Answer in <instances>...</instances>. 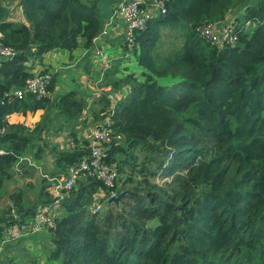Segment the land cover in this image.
<instances>
[{
  "label": "trees",
  "instance_id": "1",
  "mask_svg": "<svg viewBox=\"0 0 264 264\" xmlns=\"http://www.w3.org/2000/svg\"><path fill=\"white\" fill-rule=\"evenodd\" d=\"M111 1L22 0L29 25L7 20L0 3V40L15 51L0 61V201L19 157L40 158L46 151L45 131L70 128L75 141L68 151L52 148L56 178L90 154L88 141H76L88 105L83 92L54 95L53 74L47 95L7 93L34 75L31 60L42 63L56 49L73 51L80 38L89 47ZM238 1L168 0L166 12L136 32L141 72H107L94 101L95 119L109 115L114 91L115 138L107 161L117 162L124 184L135 185L119 205L92 213L100 183L78 180L68 193L72 203H63L65 212L50 230L53 260L264 264V0H253L237 17L235 46L219 47L200 32L204 24L224 20ZM163 29H171L174 39L163 41ZM39 110L33 127L9 120ZM156 175L173 178L159 185L150 180ZM43 183L33 199L24 191L12 194L14 206L0 213L1 228L35 218L40 205L52 201L51 185Z\"/></svg>",
  "mask_w": 264,
  "mask_h": 264
},
{
  "label": "crops",
  "instance_id": "2",
  "mask_svg": "<svg viewBox=\"0 0 264 264\" xmlns=\"http://www.w3.org/2000/svg\"><path fill=\"white\" fill-rule=\"evenodd\" d=\"M21 1L22 0H0V3H2V5L6 6L8 9L7 20L23 22L29 25L25 17ZM119 1L120 0H112L111 3L106 7V16L103 27L110 21L112 11ZM151 1L152 0H144L145 9L149 8L148 6ZM246 7L244 6L240 9H237L235 5V8L227 14L225 19L220 21V24L227 22L236 23L237 17L242 11L245 10ZM150 9L154 16L159 12L157 9H152L151 7ZM124 33L125 24L123 21H115L109 34L102 38L98 44L91 43V45L88 47L85 38H80L78 47L73 51L56 49L46 53L42 63H39L37 60H31L29 62V65H31L33 68L32 71L35 73L46 69L50 73L55 74L56 87L54 95L71 90H78L86 95L88 105L76 127L78 130L76 141L79 140L84 143L86 140L82 136L83 132L91 125L103 123L109 118L107 115L96 120V115L94 113V101L97 100L102 94L101 87L103 83L101 84L100 82H102L104 78L106 79L107 72L111 69L117 68L118 72L116 73V76L123 77L128 74L127 72H129L131 60H136V47L133 49H128L126 46H123ZM96 46H101L104 50L111 52L113 54L112 59L108 62L101 60L95 54L94 49ZM2 59L3 58L0 56V61ZM126 60L129 61L125 62ZM79 61L81 63L78 67H76L77 62ZM102 71L104 72V76H101ZM132 71L137 72L138 74L141 72V69L138 66ZM42 114L43 110H39L36 113H28L26 118L20 114H15L10 116L9 120L10 122L24 121L26 124L33 127L41 119ZM44 137L47 142V149L43 153L42 157H33V159L29 156L30 154L19 157V159H24V161H21L20 163L24 162L25 164H28V168L31 169H34L31 165H36L35 162H38V164L42 166V160H45L42 166V171L45 173L44 177L38 183L36 177L35 180L32 179V173L29 175V169H27L26 177L20 178L22 174H19L16 171L15 165V167H13L11 170L12 179L10 181H6L3 186L4 194L0 201L1 214L13 208L14 201L12 200V194L24 191L27 192L29 198L33 199L36 193H38L40 188L43 186L44 179L50 183L51 188L49 193L51 196H53V186L58 182L59 178H56L54 174H52L56 169V157L54 156L55 154L52 148L56 146L59 150L68 151L74 148L75 141L71 134L70 128H65L58 132H55L54 130H47L44 132ZM28 161H30L31 164ZM39 209L40 208H38V211ZM64 212L65 208L62 207L58 210V216L63 215ZM38 213L39 212H37V216ZM25 220V222H29L32 220V218H26ZM1 226L2 225L0 224V264H51V262L47 260V255L41 259L39 256H37V254L41 253L44 249H42L40 252H37V254L33 253L35 250H40L42 246L43 248L46 247L52 250L53 243L51 241L52 235L50 229L45 228L41 231L29 233L19 241L10 243L5 240V235L3 232L4 229L1 228ZM23 246H26L27 250H29L27 253H25L24 257H22L20 254V249ZM34 257H36V259H34ZM21 258H25L26 260L28 259V262L22 261Z\"/></svg>",
  "mask_w": 264,
  "mask_h": 264
},
{
  "label": "built area",
  "instance_id": "3",
  "mask_svg": "<svg viewBox=\"0 0 264 264\" xmlns=\"http://www.w3.org/2000/svg\"><path fill=\"white\" fill-rule=\"evenodd\" d=\"M168 0H152L149 8L145 9L144 0H120L114 7L110 16V21L103 29L92 39L93 44H98L100 40L106 37L112 29L115 21H123L125 24V33L123 46L128 49L136 47V32L146 27L147 22L153 15L152 9L159 12H166V2ZM204 38L216 44L219 47L235 46L239 36L236 31V25L233 22L220 24V21L206 23L200 28ZM3 36L0 32V38ZM95 54L103 61H110L113 54L104 50L101 46H96ZM15 54L13 48L5 46L0 40V56L3 59L9 58ZM104 75V72H103ZM53 78V74L47 72H34V75L22 86L13 88L7 93L8 96L23 97L26 93H33L39 96L48 94V85ZM111 106L108 120L103 123H96L87 128L82 136L89 143L90 154L84 156L78 162L68 167L66 175L58 179L53 186L52 201L47 204L37 218H32L29 222H17L4 228L5 240L15 243L27 236L29 233L40 231L44 228L55 229L58 213L56 210L65 202L68 193L77 185L78 180L93 178L100 183V188L94 194L93 202L90 205L92 212L103 210V204L106 198L115 195V186L118 181V170L108 163L110 146L115 138L112 130V116L115 113L117 98L115 94L108 95ZM24 159L20 158L16 163V171L23 174V169L19 166ZM30 163V161H28ZM31 164V163H30ZM109 191V193H108Z\"/></svg>",
  "mask_w": 264,
  "mask_h": 264
},
{
  "label": "rangeland",
  "instance_id": "4",
  "mask_svg": "<svg viewBox=\"0 0 264 264\" xmlns=\"http://www.w3.org/2000/svg\"><path fill=\"white\" fill-rule=\"evenodd\" d=\"M251 26H253L252 24L250 25V27ZM252 28V27H251ZM163 33H164V38H163V41H171V40H173L174 39V36H173V32H172V30L171 29H163ZM167 46H169V44H166L165 45V47H167ZM127 61H129V60H126L125 62H127ZM136 67H138V63H137V61L136 60H131V62H130V65H129V68L131 69H129V72L130 71H132L133 69H135ZM129 72H127V73H129ZM101 76H104L103 75V71L101 72ZM105 82V78H104V80L102 81V82H100L101 84L102 83H104ZM114 93V91H110L109 90V94H113ZM117 98V97H116ZM30 157H32L33 158V156L32 155H29ZM34 159V158H33ZM43 161V164H44V162H45V160H42ZM36 163V165H31V166H33V168L34 169H31V168H28V164H25L24 162L23 163H20L19 164V166L21 167V168H23V174H22V176H20V178H24V177H26V175H27V169H29L28 171H29V175L32 173V179H34L35 180V177H36V180H37V182L39 183L40 181H41V179L44 177V175H45V173L42 171V166H43V164H42V166L40 165V164H38V162H35ZM116 163L117 162H112V163H109V164H111V165H113L117 170H118V167H117V165H116ZM28 165V166H27ZM41 168V169H40ZM125 170H126V172H125V174H124V176L125 175H127L128 173H130V167L128 166L127 167V169L125 168ZM43 173V174H42ZM118 173H119V175H118V181H117V183H116V186H115V195H119L121 192H123V191H126V192H131V189L133 188V186L135 185L134 183H129V184H124V178H123V173H121V172H119V170H118ZM138 174V176H137V178H141V174L140 173H137ZM172 176L171 177H164V176H161V175H156V176H152V177H150V180L151 181H154L155 183H157V184H159V185H163V184H165L166 182H168V181H170V180H172ZM34 184V183H33ZM127 193V194H128ZM32 194V193H31ZM109 200H110V198H106V200L104 201V204H103V212H105L106 211V209L108 208V206L109 205H112V204H114V205H117L115 202H109ZM48 205L47 204H44V205H40V209H39V211L38 212H41L45 207H47ZM64 208V206L62 205L61 207H60V209L61 208ZM89 209H90V206H89ZM101 211V212H102ZM90 212H92L91 210H90ZM58 213V210H56L55 211V214H57ZM92 213H95V212H92ZM61 214V213H60ZM37 216V215H36ZM20 223H23V222H20ZM45 229V228H44ZM41 231V230H40ZM42 249H44V250H42ZM42 250V252L41 253H39V254H37V252H40ZM29 250H27V247L26 246H23L21 249H20V254H21V256L22 257H24V255H25V253H27ZM31 251V250H30ZM33 253H35V254H37V256H39L40 257V259L41 258H43L45 255H47V260L49 261V262H51V264H62V261H59V260H53L51 257H50V255H51V249H48V248H46V247H44L43 248V246H42V248L40 249V250H35V252H33ZM34 259H36V257H34ZM21 260L22 261H25V262H28V259L26 260L25 258H21Z\"/></svg>",
  "mask_w": 264,
  "mask_h": 264
},
{
  "label": "water",
  "instance_id": "5",
  "mask_svg": "<svg viewBox=\"0 0 264 264\" xmlns=\"http://www.w3.org/2000/svg\"><path fill=\"white\" fill-rule=\"evenodd\" d=\"M253 2V0H239L238 2H237V4H236V7H237V9H240V8H242V7H246V6H248L250 3H252ZM80 61L79 62H77V64H76V67H78L79 65H80ZM128 192H126V191H123V192H121L119 195H113L111 198H110V200H109V202H115L117 205H119L120 204V202L123 200V198L125 197V195L127 194ZM72 201H73V199L72 198H70V197H66L65 198V203L67 204V205H70L71 203H72Z\"/></svg>",
  "mask_w": 264,
  "mask_h": 264
}]
</instances>
